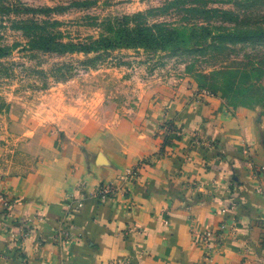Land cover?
<instances>
[{
    "label": "crops",
    "instance_id": "obj_1",
    "mask_svg": "<svg viewBox=\"0 0 264 264\" xmlns=\"http://www.w3.org/2000/svg\"><path fill=\"white\" fill-rule=\"evenodd\" d=\"M146 85L128 98L61 97L24 127L46 140L31 136L22 170L0 158V264H264L260 115L182 81ZM166 119L183 131L171 155ZM107 185L119 191L98 200ZM64 218L72 242L55 238Z\"/></svg>",
    "mask_w": 264,
    "mask_h": 264
},
{
    "label": "rangeland",
    "instance_id": "obj_2",
    "mask_svg": "<svg viewBox=\"0 0 264 264\" xmlns=\"http://www.w3.org/2000/svg\"><path fill=\"white\" fill-rule=\"evenodd\" d=\"M132 31L141 44L119 45ZM159 80L253 108L264 125V0H0V158L15 168L35 135L24 127L56 100L128 98Z\"/></svg>",
    "mask_w": 264,
    "mask_h": 264
},
{
    "label": "built area",
    "instance_id": "obj_3",
    "mask_svg": "<svg viewBox=\"0 0 264 264\" xmlns=\"http://www.w3.org/2000/svg\"><path fill=\"white\" fill-rule=\"evenodd\" d=\"M205 96H211V95H208L207 92H200L197 95V98L200 99L201 97H205ZM159 133L164 139V143H163L161 150H163L164 154L171 155L172 150L174 149V146L183 137L182 128L177 123V121H171V120L166 119L161 123ZM244 152L245 154H248L249 148L245 147ZM249 164L251 165V167L253 166L252 163H249ZM256 172H258V170H256ZM137 173L138 171L132 172L131 174H129L127 180L133 182V180L137 177ZM118 191H119L118 187L114 185H107V186L100 187L94 195L98 200L105 201L109 199L110 197H112L113 195H115ZM2 200L4 202L5 214L7 216H10L13 210V200L10 198L8 194L2 196ZM82 206H83V202H79L76 205L75 210L80 209ZM69 213L71 215L73 213V210L72 212H69ZM37 219L42 220V216H38ZM27 236H28V232L22 233L23 238H26ZM55 238L60 242H72L73 241L72 232L70 230V222L66 218L62 219L59 222Z\"/></svg>",
    "mask_w": 264,
    "mask_h": 264
},
{
    "label": "trees",
    "instance_id": "obj_4",
    "mask_svg": "<svg viewBox=\"0 0 264 264\" xmlns=\"http://www.w3.org/2000/svg\"><path fill=\"white\" fill-rule=\"evenodd\" d=\"M143 32H125L124 34V38L119 42V45L123 46V47H132V46H137L139 44H141L140 42V38L142 36ZM179 35V32H171L168 34V36L170 37L169 40H166L165 35L163 36L164 39V43L160 44V46L162 47H168L171 46L173 44V42H175V40L177 39Z\"/></svg>",
    "mask_w": 264,
    "mask_h": 264
}]
</instances>
